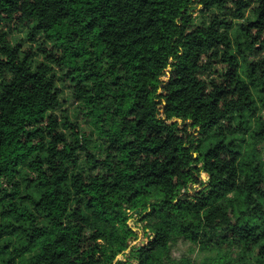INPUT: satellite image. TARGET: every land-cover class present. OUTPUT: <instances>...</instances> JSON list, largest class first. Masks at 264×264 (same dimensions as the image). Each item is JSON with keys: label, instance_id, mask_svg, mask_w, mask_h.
<instances>
[{"label": "trees", "instance_id": "16d2710c", "mask_svg": "<svg viewBox=\"0 0 264 264\" xmlns=\"http://www.w3.org/2000/svg\"><path fill=\"white\" fill-rule=\"evenodd\" d=\"M259 108L264 0H0V264H264Z\"/></svg>", "mask_w": 264, "mask_h": 264}, {"label": "rangeland", "instance_id": "374dc122", "mask_svg": "<svg viewBox=\"0 0 264 264\" xmlns=\"http://www.w3.org/2000/svg\"><path fill=\"white\" fill-rule=\"evenodd\" d=\"M251 1V5L252 7L257 5V0H249ZM218 13V11H216ZM195 15L197 16V12H195ZM200 18V15L198 17V19ZM246 19H253L252 14L250 13V10H248V12L246 13L245 16ZM15 37L18 39L19 37H24V34H19L16 33ZM231 37L233 38V41L236 40L238 38V31L237 29H233V31H231ZM241 73L244 74L245 73V69H241ZM61 73H58V76H60ZM60 88L63 91V97L66 101L70 100V94H69V89H68V85L63 84L62 82L59 83ZM259 95V93H256V97ZM68 111L70 112V117L74 122H78L80 123V126L82 128V130L84 132L87 133L88 135V139H89V143H90V147H94L95 144L99 141L98 137L95 134V130L94 127H92L90 124L86 123L84 121V119L81 117H78L77 115V110L75 107V105L68 103L65 106ZM259 115L264 116V109L263 108H259ZM240 121V117H237L235 119L234 122V126L233 128H236V126L238 125V122ZM229 140L232 141V143L234 144L235 148H237V150L242 154H249V155H253V156H259V161L261 163V166L263 168L264 171V145L263 144H259L257 143V141L255 140L253 133L250 132H237L236 134L230 135ZM207 175L206 174H202V178L203 180H207ZM129 214V221H128V225L130 227L133 228V230L137 233V237L130 243L129 247L130 249L135 247V246H144L146 245V243L148 242V235L145 234L144 230L142 229V224L139 222V217H137V214L134 212H128ZM129 249V250H130ZM129 250L126 253H129ZM188 248L186 245H184L183 243H179L175 249H174V255L175 256H181L183 253L187 252ZM195 256H197L200 260L203 259V254L198 253V251H196V253L194 254ZM209 256H213L214 254H212V252H210V254H206ZM125 260V257H123V255L118 257V260Z\"/></svg>", "mask_w": 264, "mask_h": 264}]
</instances>
